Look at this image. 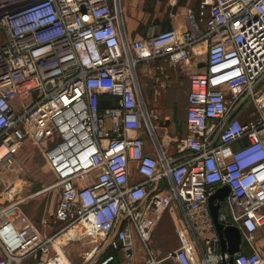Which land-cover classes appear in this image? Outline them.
Wrapping results in <instances>:
<instances>
[{"label": "built area", "instance_id": "1", "mask_svg": "<svg viewBox=\"0 0 264 264\" xmlns=\"http://www.w3.org/2000/svg\"><path fill=\"white\" fill-rule=\"evenodd\" d=\"M8 6L14 7L0 13V218L22 213L16 199L31 181L17 155L30 139L44 147L62 183L54 217L65 226L46 236L28 220L35 242L15 253L0 238V264L49 255L58 235L79 230L103 238L99 264L114 263L110 250L133 261L143 203L162 206L167 186L181 202L189 236L175 252L178 264L229 261L209 207L210 196L225 187L219 222L239 228L253 248L264 227V108L257 97L264 89V0H201L184 30L134 42L126 37L121 0H0V9ZM201 44L206 71L190 80L189 135L170 156L155 137L138 69L159 59L191 66ZM21 96L16 110L13 100ZM150 136L158 156L146 152ZM237 142L244 144L223 162ZM143 239L144 264L172 255ZM243 250L234 264H264L256 249ZM37 264L72 263L56 251Z\"/></svg>", "mask_w": 264, "mask_h": 264}, {"label": "crops", "instance_id": "2", "mask_svg": "<svg viewBox=\"0 0 264 264\" xmlns=\"http://www.w3.org/2000/svg\"><path fill=\"white\" fill-rule=\"evenodd\" d=\"M200 2L201 0H132L131 4L129 0H121V15L126 37L130 42H134L167 29L184 30L187 26L186 17L198 16ZM192 59L193 64L186 67L174 68L167 59H159L142 64L138 69L142 93L144 92L141 81L144 83V91L149 92L151 89L149 98L160 110L161 119L154 124L155 137L159 139L163 150L170 156L176 152V146L170 143H175L176 140L189 135L187 109L190 80L192 76L206 71L205 45L198 46ZM23 100H25L24 96L16 97L13 100L14 108L19 110ZM161 130H165L166 141L161 138L163 137ZM243 144L244 142L235 143L221 155V160L226 162L231 153ZM146 152L153 156L160 155V149L151 136L148 138ZM17 159L30 178L31 184L33 186L41 184L42 189L35 192L27 201H22L21 198L16 199L22 213L14 210L0 218V238L7 249L15 253L31 246L36 240L28 220L46 236L58 234L65 226L57 222L54 217L62 183L57 180L51 169L44 147L36 146L29 139L19 151ZM132 181L137 183L141 181V177L133 174ZM166 189L167 199L162 206L154 208L149 200L143 203L141 227L143 235L151 244L161 247L166 254H172L166 255L161 264H178L175 252L186 244L189 236L185 232L186 219L181 202L170 192L169 186ZM142 233L137 229L133 232V261L127 259L124 250L107 251L115 255L113 264L145 263L147 248ZM102 239L100 235H90L81 230L72 238L68 232H63L57 236L56 249H53L49 255H33L23 264H37L56 251H60L72 264H99L97 257ZM252 249H256L264 258V227L257 232L253 248L248 246L242 238L241 250L249 253ZM188 252L190 256L196 257L193 249Z\"/></svg>", "mask_w": 264, "mask_h": 264}, {"label": "water", "instance_id": "3", "mask_svg": "<svg viewBox=\"0 0 264 264\" xmlns=\"http://www.w3.org/2000/svg\"><path fill=\"white\" fill-rule=\"evenodd\" d=\"M40 189H42L41 184H35L33 187L34 192H37ZM228 194V187L219 189L210 196L209 207L214 225L220 238L222 253H228L230 255L229 261L224 260L223 264H234L233 258L235 254L241 251L242 233L239 228L235 226H225L221 224L218 219L220 205Z\"/></svg>", "mask_w": 264, "mask_h": 264}, {"label": "rangeland", "instance_id": "4", "mask_svg": "<svg viewBox=\"0 0 264 264\" xmlns=\"http://www.w3.org/2000/svg\"><path fill=\"white\" fill-rule=\"evenodd\" d=\"M130 1V3L132 4V0H129ZM134 1V0H133ZM135 1H137V0H135ZM12 7H14V6H8V7H6V8H2V9H0V13H5V12H7V11H9V10H11L12 9ZM163 81V80H162ZM141 86H142V89H143V97H144V100H145V109H147V111L151 114L150 116H151V119H152V121H153V124H155L156 123V121H159V119H161V116H160V110H158L159 108H156L154 105H153V103H152V101H151V99L149 98V95H150V91H151V89L149 90V92H146V91H144L145 89H144V83L141 81ZM257 97H258V99H260L261 101H259L260 103H261V107L262 108H264V89L263 90H261V92H259V94L257 95ZM256 97V98H257ZM19 108H21V105L19 106ZM15 109H16V107H15ZM249 109L250 110H253V109H255V105H254V103H252L251 102V104L249 105ZM17 110V109H16ZM158 113V114H157ZM158 115V116H157ZM159 117V118H158ZM161 132L163 133V137L161 136V138L163 139V141H166V137L164 136V133H165V130H161ZM158 134V133H157ZM180 140H176L175 141V143L174 142H171L170 143V145L172 144H174L175 146H177V144H178V142H179ZM33 142V141H32ZM34 143V142H33ZM35 144V143H34ZM36 146H38L37 144H35ZM31 181V180H30ZM33 185L32 184H29V185H27V186H25L24 188H23V190L20 192V194L18 195V199L19 198H21V200L22 201H27L28 199H30L31 198V196L32 195H34V191H33ZM54 189V188H53ZM53 191V190H52ZM51 191V192H52ZM30 197V198H29Z\"/></svg>", "mask_w": 264, "mask_h": 264}, {"label": "bare ground", "instance_id": "5", "mask_svg": "<svg viewBox=\"0 0 264 264\" xmlns=\"http://www.w3.org/2000/svg\"><path fill=\"white\" fill-rule=\"evenodd\" d=\"M161 203H162V200H158V201L156 202L155 206L159 207V206L161 205ZM69 235H70V236H73V235H74V231L70 232Z\"/></svg>", "mask_w": 264, "mask_h": 264}]
</instances>
